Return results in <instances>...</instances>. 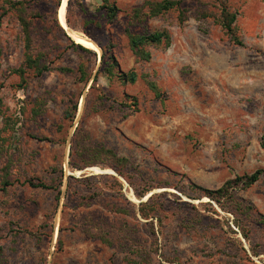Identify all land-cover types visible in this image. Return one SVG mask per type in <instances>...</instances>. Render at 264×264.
<instances>
[{
    "label": "rangeland",
    "instance_id": "rangeland-1",
    "mask_svg": "<svg viewBox=\"0 0 264 264\" xmlns=\"http://www.w3.org/2000/svg\"><path fill=\"white\" fill-rule=\"evenodd\" d=\"M8 1L0 0V97L11 118L0 119V264H134L139 249L152 264H264V174L220 203L191 187L218 189L264 170V0H181L184 23L179 11L134 16L162 0H111L121 10L112 24L104 0H68L66 26L64 0H11L41 15H30L34 49L50 67L29 72L25 88L11 72L25 48ZM223 5L238 12L244 46L212 16ZM127 29L166 30L172 44L148 46L144 61ZM70 31L97 50L76 47ZM105 47L136 83L106 74Z\"/></svg>",
    "mask_w": 264,
    "mask_h": 264
},
{
    "label": "trees",
    "instance_id": "trees-1",
    "mask_svg": "<svg viewBox=\"0 0 264 264\" xmlns=\"http://www.w3.org/2000/svg\"><path fill=\"white\" fill-rule=\"evenodd\" d=\"M9 4V8L17 11L19 23L21 25L23 40H24V48H25V61L19 67L13 69L11 72L13 74H17L22 78L23 85H20V88H25L26 78L29 72H34L36 75H42L46 71L50 70L49 65H47L43 60L44 56L41 53H37L34 49V38H33V22L32 18L40 17L41 15L38 13H32L29 2L26 1H11L7 2ZM105 11V19L108 23L112 24L116 21L120 8L118 7L115 1L104 0L103 5L101 6ZM147 10V11H146ZM171 11H179V20L181 23H184L187 20L186 11L183 8V2L181 0H162L160 2L148 1L144 6L136 8L134 10V16L136 18H156L162 16ZM30 15H32L30 17ZM204 17H209L211 14H203ZM214 19L217 21L219 25H221L224 32L228 35L230 40L238 46H244V43L241 37L238 34L236 22L238 12L231 11L226 5L221 7V11L218 15H212ZM127 34L129 37V43L131 50L133 53L141 60L149 61L151 60V53L147 50L148 46H161L165 45L170 47L172 44V37L168 31H155L147 34H136L133 33L130 29H127ZM76 47L82 49L85 52H92L90 49H86L81 45L75 44ZM102 61L105 62L104 70L108 76L111 78L117 77L124 83H136L138 80V75L135 71L124 72L120 70L119 63L116 60L115 56L112 54V47H105L104 53L102 55ZM61 70L67 72H73L72 68H63ZM81 72L83 78H86L85 68L81 67ZM85 80V79H84ZM150 86L153 90L158 91V86L150 82ZM159 96L160 94L157 93ZM136 102V101H135ZM137 104V103H136ZM77 109V106L75 107ZM5 119L6 122H10V117H6V110L3 98L0 97V119ZM9 126V125H8ZM8 127H5L7 129ZM6 142V139L0 133V151L2 150L3 143ZM112 156L113 152L109 151ZM127 161V160H123ZM264 174V170L260 169L255 171L251 175H247L244 177H237L235 180H230L224 183L218 189H209L195 183L191 182V187L194 190H198L203 192L206 196H208L211 200L217 201L220 203L221 200H232V192L236 188H241L243 190H247L254 186ZM9 167L6 168L5 180L3 182V188L10 186L12 182L9 180ZM31 186L39 187L43 189H51L52 187L45 184L39 183L35 184L33 182H28ZM252 209V207H249ZM142 216L148 219V214L143 211V205L141 207ZM262 220H264V215H260ZM239 226V225H238ZM1 249V247H0ZM138 254L140 256V260L135 261L134 264H152L150 253L144 249H139Z\"/></svg>",
    "mask_w": 264,
    "mask_h": 264
},
{
    "label": "bare ground",
    "instance_id": "bare-ground-1",
    "mask_svg": "<svg viewBox=\"0 0 264 264\" xmlns=\"http://www.w3.org/2000/svg\"><path fill=\"white\" fill-rule=\"evenodd\" d=\"M68 0H64V4L62 6V10H61V20L62 23L66 26L67 24L65 23V13H66V4H67ZM69 31V29H67ZM72 38L78 43L81 44L91 50H97V46L96 44L91 41V39H89L88 37L79 34L78 32L75 31H70ZM98 171H101L100 169H97Z\"/></svg>",
    "mask_w": 264,
    "mask_h": 264
},
{
    "label": "water",
    "instance_id": "water-1",
    "mask_svg": "<svg viewBox=\"0 0 264 264\" xmlns=\"http://www.w3.org/2000/svg\"><path fill=\"white\" fill-rule=\"evenodd\" d=\"M67 32H69L66 28H64ZM69 37H71L70 35H68ZM72 38V37H71ZM74 40V39H73Z\"/></svg>",
    "mask_w": 264,
    "mask_h": 264
}]
</instances>
